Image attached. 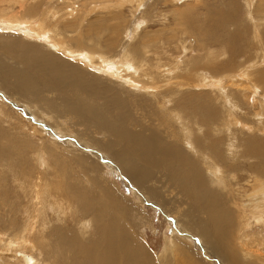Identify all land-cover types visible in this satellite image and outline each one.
Returning <instances> with one entry per match:
<instances>
[{
	"label": "bare ground",
	"instance_id": "1",
	"mask_svg": "<svg viewBox=\"0 0 264 264\" xmlns=\"http://www.w3.org/2000/svg\"><path fill=\"white\" fill-rule=\"evenodd\" d=\"M46 1L0 0V91L23 102L33 117H44L58 134L84 142L91 153L79 161L81 175L71 174L67 164L60 163V154L56 155L60 144L51 142L55 146L49 149L42 139L36 164L44 167L41 177L34 181L33 171L25 172L30 180L24 185L32 198V210L27 207L29 220L22 230L14 231L8 244H0V264H41L35 254L51 264H208L184 243L170 244L161 260L152 255L145 239L137 235L141 218H134L135 207L109 184L108 166L99 169L96 162L85 163L97 153L106 155L113 164L110 167L127 176L132 187L174 215L182 234L198 237L221 261L254 264V259L264 260V138L254 134L264 132V70L259 69L264 67V52L258 63L251 56L239 62L247 53L233 43L243 40L245 32L237 30L226 39L211 28L200 34L201 41L196 44L207 52L205 64L184 75L188 70L179 55L172 60L176 65L167 67L157 61L150 66L148 57L153 54L146 46L152 41L162 45L159 34L148 35L143 41L147 34L140 33L138 54L133 42L121 44L122 38L115 49L114 42L105 49L97 46L99 50L88 49L80 41L74 47L69 41L68 46L59 35L54 38L52 24L64 21L72 28L77 24L76 32L80 29L81 34L87 18L96 13L93 10L121 11L133 0L95 2L88 11L81 9L86 15L80 21V8L75 7L78 0H64L71 10L62 12L63 17L59 9L43 10L49 4ZM237 1L230 2L234 9ZM250 3L252 0L247 1L249 15ZM256 9L264 12L260 6ZM120 11L106 17L107 31L117 29ZM28 12L31 14L26 16ZM221 12L217 15L222 21L210 17L220 32L223 28L218 22L231 17ZM175 15L184 18L182 12ZM258 30L256 27L255 38L262 43ZM140 31L134 28L132 34L138 37ZM183 32L188 34L186 27ZM202 40L212 46L224 44L223 50L214 55L213 47L202 45ZM257 46L253 42L251 48L258 53ZM184 50L189 51L187 47ZM254 72L258 73L255 78ZM206 82L215 89H208ZM57 120L70 125L74 121L80 126L78 136L86 141L63 129ZM243 130L247 134L238 138L236 131ZM36 133L34 130L30 138ZM0 136V158L18 157L29 167L32 161L25 157L26 148L14 145L19 140L1 132ZM1 139L15 147L5 148L8 145ZM45 156L52 163L48 164ZM247 160L250 162L241 164ZM94 171L102 172L99 178L93 176ZM227 174H234L235 182ZM160 179L164 185L156 187L154 183ZM162 189L177 191L176 198L172 194L167 199L172 191L166 196ZM186 203L189 208L181 212L180 206ZM54 209L58 213L55 221L62 224L50 227ZM37 237L39 245L30 242ZM19 250L22 255L18 256ZM176 254L181 258L172 263Z\"/></svg>",
	"mask_w": 264,
	"mask_h": 264
},
{
	"label": "rangeland",
	"instance_id": "2",
	"mask_svg": "<svg viewBox=\"0 0 264 264\" xmlns=\"http://www.w3.org/2000/svg\"><path fill=\"white\" fill-rule=\"evenodd\" d=\"M102 1L103 0H88L85 2H82L81 0L75 1V7H78V9L80 8V13L78 17L79 21L82 20L86 15V13L81 12L82 8L84 11H88L90 8L89 5L95 2ZM231 1L232 0H133L132 2H128L129 4L126 5L121 11L118 9L113 11L107 10L105 12H101L99 9H97L96 11L93 10V12L96 13H91V16L87 18L88 20H86V22L82 26L83 29L80 32L81 34L78 33L80 29L78 32H76L77 24L75 28H72V25H65L64 21H61V23H58L57 25L52 24L55 25L54 38H57L56 35H59L60 37H62L61 41L65 38L64 41H66V44L68 43V46H71L72 44V47H74V44L76 42L80 41L81 44L85 45V47H87L88 49L91 48L95 50H99L97 46H101L105 49V47L110 46L114 42L115 49L116 42L120 38H122L123 41L121 42V44H123L125 40H127V43H130V45L133 42V51L138 54L140 51L138 49L139 44L137 41H139L141 34L143 36L145 35V33L147 34L144 39L142 38L143 41L145 40V38H147L148 35L155 36L156 34H159V37L163 39L162 45L160 43L152 41L150 45L146 46L149 47V53L153 54L152 56L148 57L150 66L154 65V62L162 61L163 64L161 65H166L167 67H170L174 63L172 62V60L179 55L180 58L183 59L184 63L186 62L184 68L185 71H188L185 72L184 75H190L197 68V66L199 67L200 64H205L204 60L206 59L205 55L207 52L201 49L200 47L197 48L196 45L197 41H201L199 40V37L203 31L207 32L208 30H211V28H213L214 31L216 30V32L220 33L221 38H224L225 36L226 39H229L228 37H230V35H233V33L237 32V30H243L245 32L243 40L236 39L233 44L238 46L241 51L247 53V55L241 56L240 58H238V61L243 62L246 58H249L251 56L252 59L254 61L256 60L258 63V61L262 60L260 54H263L264 52L262 50L264 48V12L260 13L256 9V7L260 6L264 10V1L260 2V0H252V3H250L251 15L248 14L249 7L247 5V1L249 0H238L235 4L237 10L236 8L234 9V7L231 6ZM46 2H48L49 4L47 7H42L43 10L50 9V11L52 12L53 10L59 9L58 11L61 13H66L71 10L70 8H66L67 4L65 5L64 0H49ZM260 3H262V5H260ZM103 4L104 3H101V5ZM56 5L59 7H57ZM118 11L120 12L118 15L119 23L117 24V29L109 32L107 31L108 19L106 17L109 14L113 15ZM176 11L183 13V20L180 18V16L175 15ZM220 11H222V14L231 16L223 22H218L216 20L219 23L220 28H223L222 32H220V29L218 27H214V24L211 22L212 20L210 18L215 15V17H219L220 21H222V16L217 15V13H219ZM16 12L17 11H13L12 14H15ZM30 14L31 12H28L26 16ZM172 15L177 16V18H173ZM31 18L32 17H30V20ZM181 20L183 21L184 25L180 26L179 24ZM191 22H193L192 25ZM185 27L187 28L188 34H184V32L182 33ZM256 27L259 28L258 32L262 35L260 37L262 39V43H260L258 39L255 38V35L257 33V31H255ZM134 28L141 29V31L138 32V37H134V34H132V30ZM172 29H177L178 31L172 33ZM180 29H182V31ZM192 29L197 30L194 31ZM146 30L148 32L150 31L151 33H147ZM210 32L213 35L215 34V32ZM86 34H89L90 37L86 36ZM192 35L196 37V41H194ZM97 38L99 39V41H97ZM58 39L60 40V38ZM90 39L93 40V43L88 45V40ZM69 41L71 42V44L69 43ZM202 41H204L202 45L207 44V47L211 49L213 47L214 50H212V52L215 53L214 55H216V53H221V51L223 50L222 47L224 46V44L219 45L218 42L217 45L212 46L209 42H206L205 40ZM253 42H256L258 45V53L254 52V49L251 48ZM140 47H143V44ZM186 47L189 49V51L187 52H185L186 50H184V48ZM256 54H259L258 58L256 57ZM203 56L205 57V59ZM224 58L221 57L223 61L226 60ZM211 59H214V57H211ZM10 61H14V59ZM238 61L236 64H239ZM146 67L148 68V66ZM259 69L264 70V67H259ZM256 74L258 73L254 72V78ZM207 77H210L211 80H217V78L212 79L213 76L211 77L210 75H208ZM254 82L257 83L256 80ZM206 84H208V89H215L208 82H206ZM261 89L264 90L263 87H261ZM57 122H59L58 124L63 129L71 130L77 136L79 133H81L78 132V130L80 129L78 127L80 126H78L74 121H72V125H70L66 120H57ZM62 122L65 123L62 124ZM47 123L48 122L45 120L44 117L39 119L33 117L31 113L27 111V108L23 102H17L14 98H9L5 96L2 91H0V132L3 136L16 138L17 140H19L14 143V145L16 146L17 144H19L17 145V147H22L24 149L26 148L24 151V153L26 154L25 157L32 161L31 165L27 167L28 164H24L22 159L18 157L0 158V244H8L9 240L15 234L14 231H16L17 229L22 230L25 227L24 224L26 223V221L29 220L30 213L27 211V207L32 210L30 205L32 198L28 193L29 191L27 190V186L24 185V181L28 182L30 180L29 176L26 175L25 172L33 171L34 174L32 178L34 181H38L37 176L41 177V172L42 170H44V167L40 168V165L36 164L38 161L37 154L39 153V151H41V146L43 142L42 139L46 141V146L49 149H54L55 145L52 144L54 142H58L60 144L61 148L58 146V151L56 152V155L60 154V163L67 164L70 170L69 172H71V174H74L75 172L79 171L80 162L84 160L83 157H87L86 154L89 155L91 153V151L86 148L84 142H79L73 137L70 138L66 135L63 136L61 134H58L57 132H55L56 130H54L53 127L50 128L49 124ZM34 130H36L37 133L36 135H34V138H30L31 133ZM260 132L262 131L257 130L256 132H254V134H257L258 137H261L262 135V138H264V132ZM236 134L239 138L242 135L247 134V130L236 131ZM78 138L80 137L78 136ZM80 139L86 141L83 138ZM1 140L5 145L9 146L5 148L12 149L13 147H15L9 140ZM34 147L37 150L39 149L35 154L33 153V150L35 149ZM73 153L75 154V156L73 155ZM97 155L94 156L95 159H91L90 161L86 160V158L85 163L88 162V164L92 163L93 165H95L96 162L97 166H99V169L102 167L106 168L108 166L109 171H107V175L110 180L109 184L116 189L117 195H119L121 199L126 200V202L128 201L131 205L135 207L133 214L134 218L136 219L137 217L139 218V220L141 218V228L137 235L140 238L145 239V242L151 250L152 255H155L156 258L158 257L161 260L164 252L166 251V249H168L170 244L175 245V243L177 242L178 245H180V243L189 244L190 248L192 249V252L198 254V256H201V258L208 264H226L212 252L208 245H206L205 243H201L198 237L193 236L191 233L188 232L187 234H182L183 231L177 225L178 223L177 220L174 218V215L168 212V210L161 204L155 202V200L148 199L141 192H139L137 188L132 187L127 176H124L121 171L115 170L113 169V167H110V165L112 166L113 164L109 161L106 155L99 153H97ZM45 160L48 164L52 163L51 160L49 161L47 156H45ZM77 161L79 164L76 163ZM249 162L250 161L247 160L241 164H247ZM101 173V171H94L93 176L95 175L94 177L99 178ZM78 174H80V172H78ZM227 176L232 182H235L234 174H227ZM90 177H92V173ZM84 183L88 188L91 187L85 177ZM152 183L154 182H151L149 185L151 186ZM156 183H154L156 187L164 185V182L161 179ZM162 191L166 196H168L170 191H172V193H170L167 199H169V197L173 195H175L176 198L177 191L173 192V190L169 189H162ZM177 200L178 202L180 201L179 198H177ZM188 208L189 205L186 203L185 206H180L179 209L181 212H184ZM46 210L47 209L45 208V212ZM54 213V221L49 222L50 227H56L57 225L62 224L55 221L58 216V213L55 211V209ZM38 220H42V218H39ZM42 231H45V229H43ZM5 234L7 235V237L4 236ZM22 236L23 235L20 234L19 237ZM24 239L26 240V238ZM1 240H3L4 243L1 242ZM39 241L40 240L38 239V237L30 239V242H35L36 245H39ZM48 252H50L49 249ZM27 254L31 256L30 252H27ZM55 254L58 255V252ZM19 255H22L21 250L18 251V256ZM176 255V259H174L172 263L177 261L178 257L180 260L181 257L179 256V254ZM34 257L35 259L39 260L41 264H51V262H46L42 255L35 254ZM251 261H253V259ZM253 263L264 264V260L260 261L254 259Z\"/></svg>",
	"mask_w": 264,
	"mask_h": 264
}]
</instances>
